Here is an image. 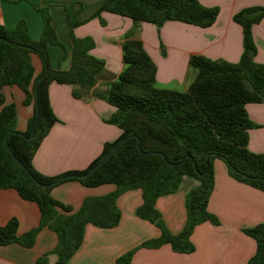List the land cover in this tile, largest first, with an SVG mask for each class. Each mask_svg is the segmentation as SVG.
I'll list each match as a JSON object with an SVG mask.
<instances>
[{
	"label": "trees",
	"instance_id": "1",
	"mask_svg": "<svg viewBox=\"0 0 264 264\" xmlns=\"http://www.w3.org/2000/svg\"><path fill=\"white\" fill-rule=\"evenodd\" d=\"M82 8L77 2L65 7L74 41L68 70L51 64L50 44L64 45L52 25L49 7L40 8L44 28L39 40L30 38L24 19L14 30L0 24V189L17 190L25 200L36 202L41 214L40 225L23 235H18L16 218L0 226V245L19 242L32 246L38 229L47 226L58 236L54 249L58 254L56 264H67L83 241L86 225L92 223L103 228L118 225L121 216L116 205L118 195L140 188L144 202L137 208V215L162 229L159 238L142 246L155 248L169 243L177 252L191 253L195 250L191 240L195 227L206 221L220 223L208 209L215 186L216 158L227 164L236 180L264 191V153L248 148L249 130L258 125L246 109L248 103L264 102V63L255 60L257 47L252 33L253 26L264 17V7H246L233 16L243 29L244 50L240 61L233 63L192 55L190 65L197 70V75L184 92L156 86L157 66L135 30L127 33L122 43L125 67L120 75L108 81L105 88L97 87L104 77L105 64L90 53L94 47L91 37L74 35V29L82 24L78 19ZM103 11L129 17L136 25L152 22L161 26L174 20L202 27L210 26L219 13L217 7L205 6L199 0H105L93 17ZM33 53L43 64L37 74L32 63ZM54 81L71 85L76 98L82 99L93 90V95L107 100L116 108L108 121L122 133L115 141L105 143L102 153L88 168L49 176L35 168L33 158L58 121L49 99V85ZM13 85L25 92L26 104H34V114L23 132L25 136L31 134L35 125L38 103L39 122L30 139L12 133L18 131L16 105L6 104L2 90ZM131 135L140 138L141 151L137 139L130 138L88 177L69 178L87 186L114 183L118 187L115 192L88 197L73 213H70L71 206L51 194L55 185L68 180L54 183L57 179L89 172ZM9 147L39 182L51 185L44 187L35 183L12 157ZM185 175L197 177L201 183L187 194V222L180 233L174 234L161 220L156 202L159 197L178 190ZM244 232L257 243L255 254L246 264H264V223ZM132 255L133 251L125 253L116 264H131ZM36 264H46V256L38 258Z\"/></svg>",
	"mask_w": 264,
	"mask_h": 264
},
{
	"label": "crops",
	"instance_id": "2",
	"mask_svg": "<svg viewBox=\"0 0 264 264\" xmlns=\"http://www.w3.org/2000/svg\"><path fill=\"white\" fill-rule=\"evenodd\" d=\"M203 5L219 9L216 20L207 27L182 21H166L161 26L152 22L136 25L126 16L103 11L93 15L105 0H0V24L14 30L21 19L26 20L31 39L41 38L44 22L40 8L49 7L52 25L64 47L50 44V60L54 68L68 70L72 64L74 41L70 35L65 7L81 3L78 15L82 24L74 29L78 38L91 37L94 47L90 53L103 60L104 77L97 87L105 88L108 81L118 78L125 67L122 43L127 33L135 30L157 66L156 86L187 91L197 75L190 65L192 55L201 54L211 60L239 62L243 54V29L233 16L246 7H264V0H199ZM257 47L255 60L264 63V17L252 28ZM36 74L43 69L40 57L33 53ZM6 104L14 103L17 110V130L24 132L34 114V104L25 103V92L16 85L2 90ZM49 99L58 121L52 126L36 151L33 164L37 170L56 176L67 171L84 170L102 153L107 142L119 138L122 130L108 120L116 108L90 91L84 98L73 96L69 84L52 82ZM247 112L258 126L249 130L248 148L264 153V102L248 103ZM1 110V107H0ZM215 186L208 209L220 220L197 225L191 235L195 250L175 251L171 244L149 248L142 246L157 239L162 229L152 221L139 217L137 208L143 202L140 188L120 193L116 205L120 211L118 225L103 228L88 223L83 241L67 264H116L117 259L133 251L131 264H246L256 252V240L244 229L264 223V191L240 182L229 173L227 164L214 160ZM197 177L185 175L178 190L158 198L156 207L165 226L180 233L187 222L186 197L200 185ZM114 183L87 186L79 180L68 179L55 185L51 194L73 213L88 197H100L117 190ZM11 218L18 220V235L37 228L41 214L36 202L25 200L13 188L0 189V226ZM57 234L47 226L38 229L32 246L19 242L0 245V264H36L46 256V264H56L54 252Z\"/></svg>",
	"mask_w": 264,
	"mask_h": 264
},
{
	"label": "water",
	"instance_id": "3",
	"mask_svg": "<svg viewBox=\"0 0 264 264\" xmlns=\"http://www.w3.org/2000/svg\"><path fill=\"white\" fill-rule=\"evenodd\" d=\"M38 122H39V107H38V103L36 101V121H35V125L33 127V130L31 132V134L29 136H25L23 134V132H20V131H12L13 134H19L21 136H25L27 139H30L33 137L35 131H36V128H37V125H38ZM135 137L137 139V147L138 149L141 151V147H140V144H139V141H140V138L136 135H131V136H128L126 138H124L120 143H118L99 163H97L89 172L85 173V174H67V175H64L62 177H60L59 179H57L54 183H58V182H61L63 180H66V179H69V178H86L88 177L89 175H91L93 172H95L98 168H100L106 160L109 159L110 156H112L127 140H129L130 138H133ZM8 140V137L6 138V141ZM9 150H10V153L12 155V157L14 159H16L20 165L25 169V171L29 174V176L33 179V181L35 183H37L39 186H44V187H49L51 184H42L41 182H39L35 176L30 172V170L21 162L19 161V159L16 157V155L14 154V152L12 151V149L9 147ZM53 183V184H54Z\"/></svg>",
	"mask_w": 264,
	"mask_h": 264
},
{
	"label": "rangeland",
	"instance_id": "4",
	"mask_svg": "<svg viewBox=\"0 0 264 264\" xmlns=\"http://www.w3.org/2000/svg\"><path fill=\"white\" fill-rule=\"evenodd\" d=\"M257 62V61H256ZM257 63H260V62H257ZM260 64H263V63H260Z\"/></svg>",
	"mask_w": 264,
	"mask_h": 264
}]
</instances>
